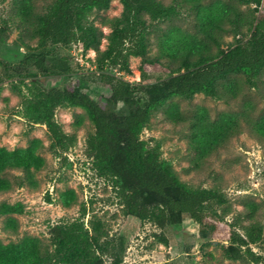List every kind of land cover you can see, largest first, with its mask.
<instances>
[{"label":"trees","instance_id":"16d2710c","mask_svg":"<svg viewBox=\"0 0 264 264\" xmlns=\"http://www.w3.org/2000/svg\"><path fill=\"white\" fill-rule=\"evenodd\" d=\"M111 1L55 0L49 15L35 13L30 0L22 2L20 16L31 22L41 50L38 57H26L34 72L24 76V88L11 85L20 97L23 117L31 125H44L51 149L63 152L73 139L55 121V110L59 106L82 108L95 129L87 139L93 168L113 188L127 215L161 226L186 216L196 223L201 238L246 246L248 240L234 222L210 208L220 201L218 193L212 189L194 190L180 183L171 164L160 158L158 142L148 146L139 136L152 114L170 99L190 100L199 93L218 99L235 97L239 91L238 75L248 81L259 75L264 68V0H234L240 5H252V12L258 14L252 18L237 5L223 0L209 5H203L202 0H177L169 5L159 0H119L122 12L117 18L103 21L110 29L105 35L89 21L88 15L92 10L109 9ZM179 5H188L197 12L195 33L169 29L161 39L158 57H150L151 24L176 18ZM245 25L248 36L223 49L222 34L229 29L238 36ZM103 39L107 44L100 50ZM73 43L80 45L81 52L96 51L94 62L103 90L100 100L82 92L76 84L45 85L41 79L74 71L69 58L54 56L46 63L42 51L48 46L67 47ZM131 57L141 58L139 71L143 80L150 70L168 74L163 82L143 84L144 101L137 97L138 87L120 76L130 71ZM161 58L167 62L163 63ZM118 102L128 107L127 114H117ZM165 113L171 121L183 120L176 103H171ZM206 113L200 109L192 122V145L202 156L236 134L241 117L223 114L211 123ZM254 131L264 138V116L256 122ZM34 143L16 151L0 147V190H9L12 185L2 178L6 169H20L31 175V169L44 166V160L36 153L39 142ZM17 180L20 187L26 182L24 177ZM64 203L69 205L68 201ZM21 211L19 203L0 204V215ZM86 215V206L82 204L79 217L56 224L51 231L50 247L36 237H25L19 243L0 242V264H104L105 258L109 264H121L122 242L110 238L99 221L89 220L86 224ZM223 250L229 257L227 248ZM257 259L264 260V256Z\"/></svg>","mask_w":264,"mask_h":264},{"label":"rangeland","instance_id":"374dc122","mask_svg":"<svg viewBox=\"0 0 264 264\" xmlns=\"http://www.w3.org/2000/svg\"><path fill=\"white\" fill-rule=\"evenodd\" d=\"M24 0H0V147L9 151L27 149L38 141L36 153L44 160L40 170L31 169V175L20 169L8 168L2 178L11 182L9 190H0V204H21L20 213L0 215V242L19 243L25 237H36L44 246L50 247L52 228L62 222L79 217L82 204L86 206V224L97 220L110 238L122 242L121 264H264L257 256H264V138L254 126L264 116V68L251 81L238 75L239 91L235 97L213 98L196 94L185 100L174 97L155 111L139 138L148 146L159 144L160 158L169 162L180 183L194 190H215L220 201L210 208L226 214L228 222L248 240L246 246H234L220 240L201 238L198 226L186 216L165 225L129 216L124 212L109 183L97 176L89 156L87 139L94 134V125L86 112L79 107L59 106L54 119L62 131L73 139L63 152H54L44 125H31L21 112L20 97L11 85L23 87V78L34 72L27 62L28 56L38 57V38L32 24L22 19L19 10ZM33 11L49 15L55 0H30ZM169 5L177 0H159ZM217 0H202L209 5ZM237 5L249 18L257 16L252 5H240L234 0H223ZM176 18L153 22L150 27L148 55L158 57L161 39L171 28L194 34L197 12L188 5H179ZM122 12L119 0H112L105 11L92 10L88 19L108 35L110 29L105 19L117 18ZM148 20V19H147ZM149 22V21H148ZM247 26L241 34L227 30L222 34V48L248 36ZM102 40L100 50L106 47ZM43 51L45 61L54 56L71 60L74 71L54 78H41L45 85L64 87L76 84L82 92L100 100L102 87L95 65V50L80 51V45L48 46ZM82 55V65L77 67L76 57ZM160 61L166 63L165 58ZM141 58L131 57L129 72L120 76L138 87V98L144 101L143 84L163 82L168 74L150 70L145 80L140 76ZM29 83V80H24ZM171 103L179 106L182 121H171L165 110ZM200 109L206 118L215 123L223 114L240 115L238 132L215 150L202 156L192 145L193 121ZM129 111L118 102L116 112L125 115ZM28 175V176H27ZM26 178L23 186L17 178ZM65 201L69 205H65ZM256 226L255 229H251ZM227 248L229 257L224 254ZM109 260L105 258V263Z\"/></svg>","mask_w":264,"mask_h":264},{"label":"built area","instance_id":"2783aa9c","mask_svg":"<svg viewBox=\"0 0 264 264\" xmlns=\"http://www.w3.org/2000/svg\"><path fill=\"white\" fill-rule=\"evenodd\" d=\"M76 61L79 65H82L83 64V61H82V55H80L79 57H76Z\"/></svg>","mask_w":264,"mask_h":264}]
</instances>
